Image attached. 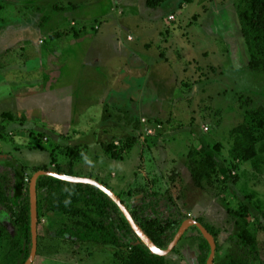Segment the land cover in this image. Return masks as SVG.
I'll use <instances>...</instances> for the list:
<instances>
[{
  "label": "rangeland",
  "instance_id": "374dc122",
  "mask_svg": "<svg viewBox=\"0 0 264 264\" xmlns=\"http://www.w3.org/2000/svg\"><path fill=\"white\" fill-rule=\"evenodd\" d=\"M235 2L163 0L152 10L145 0H0V22L25 21L23 28L33 34V44L28 43L33 48L12 49L13 74L33 80L38 75L44 85L42 95L33 87L31 93L36 94L26 90L22 94L29 97H15L36 107L44 121L33 135L28 131L33 137L29 144H38L42 151L31 152L25 144L17 148L19 161L27 167L26 180L34 169L57 170L50 162L53 148L57 165L66 172V146L80 144L73 172L107 178L108 185L102 183L128 208L141 200L138 192L154 190L170 196L172 210L193 219L199 216L217 233L213 264L232 259L264 264V174L256 173L249 162L236 163L234 169L229 155L231 129L247 121V111L264 106V79L255 80L247 66ZM25 37L20 30L13 35L8 31L0 36V45L13 38L11 44L16 39L28 42ZM35 56L41 58V67L34 66ZM114 98L116 108L103 103ZM132 105L137 107L125 115L123 121L130 125L124 133L116 120L123 115L116 111L121 106L129 111ZM114 122L121 134L114 125L108 127ZM132 139L135 143L123 160L112 159L104 149ZM195 143L219 146L217 160L229 170L226 182L218 173L205 188L194 186L185 162ZM0 181L13 184L3 161ZM42 197L33 264H114L111 246L73 244L57 237L59 229L75 226L79 218L46 211ZM160 205L167 208L165 200ZM243 206L248 207L249 231L256 242L255 250L244 256L235 243L243 219L228 214L229 209L242 212ZM84 208L95 215L93 207ZM1 226L13 231L0 201ZM198 241L197 231L189 229L165 256L167 264H196ZM10 247V235L0 234V263L15 261Z\"/></svg>",
  "mask_w": 264,
  "mask_h": 264
},
{
  "label": "trees",
  "instance_id": "16d2710c",
  "mask_svg": "<svg viewBox=\"0 0 264 264\" xmlns=\"http://www.w3.org/2000/svg\"><path fill=\"white\" fill-rule=\"evenodd\" d=\"M162 3L163 0H145V6L152 10H157ZM234 6L240 33L247 50V66L255 80L264 79V0H236ZM241 106H243L242 103ZM246 116L247 121L229 132V137L232 140L229 149L230 160L234 164V169L237 168L236 163L249 162L256 173L264 174V106L247 111ZM4 130L5 126L0 123V136L3 135ZM134 141L135 139L125 141L120 147L111 143L104 145V149L112 159H122L123 154L129 151L135 143ZM37 145L34 146L37 147ZM198 145L197 143L192 145L186 155L185 162L194 186L205 188V184H211L218 173H221L224 177L223 181L226 182L229 170L220 165L217 160L219 146ZM78 146H66L65 152L69 157V170L66 172H62L57 165L54 148L50 151V162L56 166V172L79 176L78 173L73 172L74 161L80 159L77 151ZM0 161L6 162L13 178V184L10 187L0 181V201L4 202V208L10 218L13 230L10 232L8 228L1 226L0 234L10 235V250L15 251L17 256L13 264H24L32 247L30 179L26 180L27 167L23 162L3 152H0ZM39 170L48 169L41 167ZM34 171L38 170L34 169ZM234 179L236 181L237 178ZM138 193L141 194V200L132 209H128L152 242L164 249L171 243L182 222L189 217L172 210L169 206L172 200L165 193L154 190ZM40 194H43L42 202L46 211L69 214L79 218L75 226H64L59 229L56 233L57 237L73 244L93 243L111 246L114 249L112 255L114 264H167L166 257L152 254L140 242L117 205L96 187L66 182L51 176L39 177L37 181L38 222L40 219ZM163 200L166 201V209H162L160 205ZM87 205L93 207L95 215L85 210L84 206ZM242 208L244 213L229 209L228 214L243 219L239 223V232L236 235L235 243L239 247L241 255L244 256L255 250L256 242L255 237L249 231L248 207L243 206ZM194 219L207 228L216 241L217 233L212 231L199 216ZM190 229H194L198 233V263L205 264L209 254V244L196 227ZM216 249L218 250V246ZM224 264L245 263L242 260L232 259Z\"/></svg>",
  "mask_w": 264,
  "mask_h": 264
},
{
  "label": "crops",
  "instance_id": "0c3cea01",
  "mask_svg": "<svg viewBox=\"0 0 264 264\" xmlns=\"http://www.w3.org/2000/svg\"><path fill=\"white\" fill-rule=\"evenodd\" d=\"M10 17V16H8ZM17 16H12L10 18L15 19ZM5 18V17H4ZM5 20V19H4ZM3 20V21H4ZM0 21H1V14H0ZM10 20H7V22L1 23L0 22V36H2L3 34L7 33L8 31H10V35H13L14 31H22L25 32V34L29 37V41L28 42H20L19 39H16L13 41V43L11 44L10 42L14 39H12L11 41H4V43H2L0 45V101L2 100H6V102L4 103H0V123H2L5 126V130L3 132V135L0 136V152H3L6 155H11L14 158L17 157V160L19 161V152L17 151V148L19 147V145L25 144L24 148L27 150H31V152H38L42 151L40 149V146L34 144L31 145L29 144V141L32 140V135L35 131V128L37 129L38 125L42 126V123H44V121L41 118V115H39L38 113V109H36V107H29L28 102L25 101V103H21L19 102L16 98H23V97H29V96H25V94H22V92H25L26 90H29L31 93V89L33 87H37V90L39 92V94H43L44 90H43V83H41V79L40 77H38V75H36L37 80H33L32 78H21L19 79V74H13L12 72V68H14L12 66V57H13V53H12V49L15 47H20L21 51L26 50V46L30 45L28 44L30 41L33 44V38L32 37V33H28L25 31L28 30L27 27L23 28V24L24 22L20 23V24H16V25H12L11 23H8ZM16 26V27H13ZM20 27V28H19ZM28 37H25L23 39H26ZM116 44H118V42H116ZM31 48H33V45H30ZM125 49V47H123ZM27 52V50H26ZM21 55V54H20ZM36 57V63L34 66H42L41 62V58L39 59V57ZM29 58V55H27L26 59L27 60ZM25 67V66H24ZM10 75V76H9ZM71 78L73 79L74 76L71 75ZM71 79V80H72ZM23 80H26L24 82H21ZM71 80L69 81V83L71 82ZM60 87V84H59ZM57 87V89L59 88ZM39 89H41L39 91ZM55 89V90H57ZM54 90V89H53ZM54 90V91H55ZM53 92V91H52ZM36 92H32L31 94H33ZM21 94V95H20ZM34 96V95H31ZM16 97V98H15ZM103 103L106 105V107H110V108H116V98H114L113 100L110 99V101L107 102V99L103 100ZM34 106V105H33ZM124 106H121V108H117V115H123V117L119 116L117 117V124L119 126V130L120 131H127L128 127H129V123L130 121H123L125 115H130L129 112L133 111L137 106L132 105L131 107H129V111H125L123 109ZM128 108V107H127ZM108 112V111H107ZM20 114V115H19ZM108 113H106L107 116ZM22 115V119H20L19 117ZM43 117V116H42ZM117 124L114 122V124H110L108 127L109 128H117V133L121 134L120 132H118V127ZM50 125V124H49ZM114 125V127H112ZM32 131V135L31 133H29L28 131ZM129 131L132 132L131 129H129ZM117 134V135H118ZM31 135V136H30ZM122 136V135H121ZM121 136H117L115 139H121ZM125 136V134H124ZM59 138V137H58ZM114 139H112L113 141ZM9 141V144H11L12 146H8L5 143ZM117 140H115L116 142ZM101 142V140H100ZM103 143V142H101ZM80 145V144H79ZM124 158H122L121 160H123ZM115 160V159H114ZM116 162V161H115ZM185 172H188L187 169H185ZM187 174V173H186ZM79 176H86L89 177L87 175L84 174H79ZM112 176V173H111ZM98 181H103V183H106L105 180L101 179H97ZM107 184V183H106ZM108 185V184H107ZM80 244V243H78ZM89 244V243H88ZM106 246V245H105ZM196 264L198 263V258L195 260Z\"/></svg>",
  "mask_w": 264,
  "mask_h": 264
},
{
  "label": "water",
  "instance_id": "95a60500",
  "mask_svg": "<svg viewBox=\"0 0 264 264\" xmlns=\"http://www.w3.org/2000/svg\"><path fill=\"white\" fill-rule=\"evenodd\" d=\"M41 176H51L62 181L71 183H81L88 184L96 187L103 193H105L119 208L122 215L125 217L127 223L130 225L132 230L135 232L140 242L152 253L157 256L165 257L176 247L178 242L182 239L185 233L191 228L196 227L199 233L205 238L209 244V254L206 259L205 264H213L214 255L216 252V241L213 235L205 228L199 221L193 218H188L182 222L178 228L171 243L164 249L159 248L155 245L152 240L144 233L141 227L137 224L133 218L131 212L129 211L126 204L122 199L109 187L101 183L100 181L84 176L68 175L64 173H58L51 170H38L36 171L29 181V197H30V226L32 234V247L31 252L24 264H33L34 259L37 255L38 250V196H37V181Z\"/></svg>",
  "mask_w": 264,
  "mask_h": 264
},
{
  "label": "built area",
  "instance_id": "2783aa9c",
  "mask_svg": "<svg viewBox=\"0 0 264 264\" xmlns=\"http://www.w3.org/2000/svg\"><path fill=\"white\" fill-rule=\"evenodd\" d=\"M207 130V129H206Z\"/></svg>",
  "mask_w": 264,
  "mask_h": 264
}]
</instances>
